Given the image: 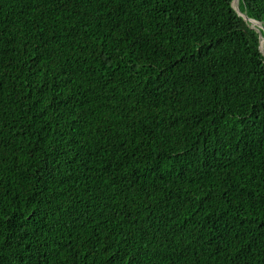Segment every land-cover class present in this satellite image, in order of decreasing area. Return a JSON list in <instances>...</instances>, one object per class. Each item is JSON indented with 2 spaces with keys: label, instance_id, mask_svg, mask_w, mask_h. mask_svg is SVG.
Here are the masks:
<instances>
[{
  "label": "trees",
  "instance_id": "trees-1",
  "mask_svg": "<svg viewBox=\"0 0 264 264\" xmlns=\"http://www.w3.org/2000/svg\"><path fill=\"white\" fill-rule=\"evenodd\" d=\"M233 1L0 0V264H264V28Z\"/></svg>",
  "mask_w": 264,
  "mask_h": 264
},
{
  "label": "water",
  "instance_id": "water-1",
  "mask_svg": "<svg viewBox=\"0 0 264 264\" xmlns=\"http://www.w3.org/2000/svg\"><path fill=\"white\" fill-rule=\"evenodd\" d=\"M238 10V12L241 14V15H243V17L246 19L247 18V14H243V13H241V11L239 10V9H237ZM249 18V17H248ZM253 20H255L256 22H257V27H256V29L258 30V31H260V33H261V29L263 28V26H262V24L259 22V21H257L256 19H253ZM262 36V35H261ZM262 39H264V36H263V38ZM260 47H261V49L263 50V45H262V41H261V43H260Z\"/></svg>",
  "mask_w": 264,
  "mask_h": 264
},
{
  "label": "clouds",
  "instance_id": "clouds-1",
  "mask_svg": "<svg viewBox=\"0 0 264 264\" xmlns=\"http://www.w3.org/2000/svg\"><path fill=\"white\" fill-rule=\"evenodd\" d=\"M239 1H240V0H239ZM234 2H235V0L233 1V4H234ZM236 8L239 9V6L236 7ZM239 10H240V9H239ZM241 13H243V12H241ZM243 14H246V13H243ZM248 17H249V16L247 15L246 20L249 22V18H251V17H249V18H248ZM251 19H254V18H251ZM257 21H258V20H257ZM259 22H260V21H259ZM250 23H251V22H250ZM260 23H261V22H260ZM251 27L256 28L257 25H252V23H251ZM263 28H264V27H263ZM261 35H262V34H261ZM261 35H260V37H261V41H262V45H263V50H262V51H264V42H263L264 39H262L264 35H262V36H261ZM261 41H260V43H261ZM260 48H261V47H260Z\"/></svg>",
  "mask_w": 264,
  "mask_h": 264
},
{
  "label": "bare ground",
  "instance_id": "bare-ground-1",
  "mask_svg": "<svg viewBox=\"0 0 264 264\" xmlns=\"http://www.w3.org/2000/svg\"><path fill=\"white\" fill-rule=\"evenodd\" d=\"M235 1L238 2L239 0H235ZM249 22H251L252 25H257V22L255 20L251 19V18H249Z\"/></svg>",
  "mask_w": 264,
  "mask_h": 264
},
{
  "label": "rangeland",
  "instance_id": "rangeland-1",
  "mask_svg": "<svg viewBox=\"0 0 264 264\" xmlns=\"http://www.w3.org/2000/svg\"><path fill=\"white\" fill-rule=\"evenodd\" d=\"M234 6H235V7H238V6H239V1H238V2L235 1V2H234Z\"/></svg>",
  "mask_w": 264,
  "mask_h": 264
}]
</instances>
